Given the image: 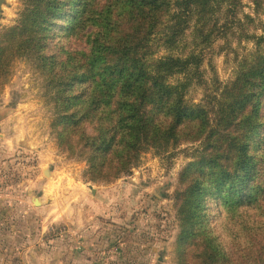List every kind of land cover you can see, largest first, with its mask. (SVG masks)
I'll return each instance as SVG.
<instances>
[{
	"label": "trees",
	"instance_id": "1",
	"mask_svg": "<svg viewBox=\"0 0 264 264\" xmlns=\"http://www.w3.org/2000/svg\"><path fill=\"white\" fill-rule=\"evenodd\" d=\"M19 2L14 25L0 26V89L14 61L32 65L51 136L67 159L85 162L83 179L112 184L143 154L199 144L172 197L174 264H264V35L243 32L253 48L233 58L228 83L214 72L208 84L202 69L203 52L242 26L241 2ZM190 37L198 43L186 55ZM193 83L200 103L187 100Z\"/></svg>",
	"mask_w": 264,
	"mask_h": 264
},
{
	"label": "rangeland",
	"instance_id": "2",
	"mask_svg": "<svg viewBox=\"0 0 264 264\" xmlns=\"http://www.w3.org/2000/svg\"><path fill=\"white\" fill-rule=\"evenodd\" d=\"M239 1L242 26L230 25L227 37L202 54L208 84L214 72L228 83L233 58L253 48L243 32L264 35V0ZM255 1L261 4L258 11ZM20 9L19 0H7L0 26L14 25ZM197 43L188 39L186 55ZM178 81L184 77L172 80ZM202 97L203 89L193 83L187 100L200 103ZM51 118L42 79L18 58L0 89V246L17 238L25 244L53 242L49 256L57 264H174L180 229L172 197L178 174L191 162L190 150L199 144H182L172 156L150 151L132 175L94 184L83 179L85 162L69 160L57 148ZM30 192L45 204L34 206Z\"/></svg>",
	"mask_w": 264,
	"mask_h": 264
},
{
	"label": "crops",
	"instance_id": "3",
	"mask_svg": "<svg viewBox=\"0 0 264 264\" xmlns=\"http://www.w3.org/2000/svg\"><path fill=\"white\" fill-rule=\"evenodd\" d=\"M13 234V230L9 232ZM1 243V241H0ZM54 244L49 245L43 240L35 242L27 240L26 244L23 239L8 240L6 244L0 246V264H57L55 258L50 259V252H54ZM48 264V263H47Z\"/></svg>",
	"mask_w": 264,
	"mask_h": 264
},
{
	"label": "water",
	"instance_id": "4",
	"mask_svg": "<svg viewBox=\"0 0 264 264\" xmlns=\"http://www.w3.org/2000/svg\"><path fill=\"white\" fill-rule=\"evenodd\" d=\"M6 4H7V0H0V20H1V16H2L3 7ZM29 194L32 195V203L34 206L42 207L45 204V202L38 195L33 194V192H30Z\"/></svg>",
	"mask_w": 264,
	"mask_h": 264
},
{
	"label": "clouds",
	"instance_id": "5",
	"mask_svg": "<svg viewBox=\"0 0 264 264\" xmlns=\"http://www.w3.org/2000/svg\"><path fill=\"white\" fill-rule=\"evenodd\" d=\"M241 243H244L243 238L241 239Z\"/></svg>",
	"mask_w": 264,
	"mask_h": 264
}]
</instances>
